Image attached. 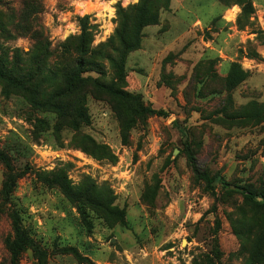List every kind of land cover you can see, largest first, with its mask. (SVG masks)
I'll return each mask as SVG.
<instances>
[{"label":"rangeland","instance_id":"1","mask_svg":"<svg viewBox=\"0 0 264 264\" xmlns=\"http://www.w3.org/2000/svg\"><path fill=\"white\" fill-rule=\"evenodd\" d=\"M138 2L0 0V61L34 71L38 55L45 61L40 49L55 56L80 34L85 16L97 25L94 46L107 43L118 27L117 6ZM251 2L245 16L239 0H170L159 24L143 31L127 59L125 90L163 116L133 122L87 84L90 124L75 132L0 83V150L20 176L6 199L0 162V264H37L31 248L13 253L16 221L48 264H81L65 254L68 247L94 264H202L214 258L215 244L223 264H249L250 206L221 186L212 195L194 178L187 150L210 176L241 186L264 180V122L246 116L264 110V0ZM235 64L247 77L229 90ZM106 71L109 80L107 63ZM59 174L100 191L107 211L85 205L82 216L45 183Z\"/></svg>","mask_w":264,"mask_h":264},{"label":"trees","instance_id":"2","mask_svg":"<svg viewBox=\"0 0 264 264\" xmlns=\"http://www.w3.org/2000/svg\"><path fill=\"white\" fill-rule=\"evenodd\" d=\"M239 5L242 7L243 15L248 16L253 13L251 0H239ZM162 7L168 9L170 0H139L136 5L128 9L118 5V27L115 34L107 43L98 46H94L97 25L91 23L90 16L78 18L80 34L63 43L55 56L50 54L49 49H40V54H45V61L41 55H38L39 62L34 71L24 70L19 66L10 67L0 61V83L4 85V92L8 95L15 93L25 97L39 111L54 112L75 132H79L82 126L90 124L86 96L83 93V88L87 84L110 96L120 107L126 109L131 114L133 122L141 120L145 115H166L164 111L145 109L138 98L125 90L127 59L132 52L140 49L143 31L159 24ZM50 61L53 65L49 63ZM106 63L113 73V77L109 80H105ZM93 74L98 75V78H94ZM246 77L241 67L233 65L227 78L228 89L237 88ZM246 116L264 122V110L248 113ZM93 147L95 151L94 143ZM83 152L94 155L87 148H83ZM187 157L194 178L203 183L212 195H215L217 187L221 186L224 190L240 195L245 204L250 206L253 218L250 220L251 224H247L246 227L248 233L253 231L255 236L249 264H264V180L245 186L232 184L221 176H210L203 172L190 150H187ZM0 162L5 165L8 172L5 197L9 199L20 176L10 166L8 158L1 150ZM45 183L50 188H59L66 199L78 206L82 216L85 215V205L99 207L105 211L109 208L100 191L93 186L85 188L73 186L64 174L56 175ZM13 227L16 235L14 243L11 244L14 255L18 257L21 252L31 248L37 256V264H48L47 254L35 247L17 221L14 222ZM236 235L240 240L245 238V234L241 232H237ZM215 246L214 258H209L202 264H223V253L217 244ZM64 252L73 255L81 264H94L90 259L82 257L77 248L68 247Z\"/></svg>","mask_w":264,"mask_h":264}]
</instances>
